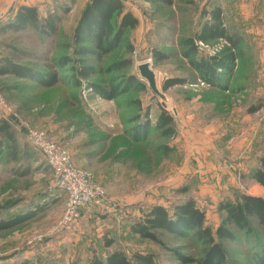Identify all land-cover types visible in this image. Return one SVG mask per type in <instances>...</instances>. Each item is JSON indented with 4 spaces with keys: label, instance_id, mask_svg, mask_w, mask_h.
<instances>
[{
    "label": "rangeland",
    "instance_id": "obj_1",
    "mask_svg": "<svg viewBox=\"0 0 264 264\" xmlns=\"http://www.w3.org/2000/svg\"><path fill=\"white\" fill-rule=\"evenodd\" d=\"M87 1L0 0V65L8 60L42 74L56 69L62 79L53 88H41L29 79L0 76V122L12 123L20 153L14 160L0 133V222L35 213L0 230V264L25 259L87 264L115 250L130 258L150 255L156 264H204V243L168 232H160L161 244L155 243L133 234L130 226L153 204L171 210L193 198L215 231L229 214L224 204L237 203L243 194L264 198V188L252 177L264 156V108L250 113L264 102V0H210L223 7L229 32L244 41V58L225 91L203 82L182 55V40L200 30L201 10L209 0H124L139 19L126 35L134 50L128 52L124 42L101 59L73 54V34ZM21 6L37 7L42 18L57 11L62 19L58 34L47 39L29 29L1 30ZM203 45V57L227 46L223 41ZM65 57L76 62L61 67ZM144 63L154 73L157 92L140 73ZM80 67L96 72L75 86L73 69ZM133 75L144 80L146 91L106 100L91 87L120 85ZM170 78L186 83L164 91ZM162 106L175 119L172 137H161L155 128ZM147 119L151 131L136 141ZM27 126L69 151L74 166L92 174L94 185L105 192L101 206L81 211L68 229L58 228L67 196L47 193L53 173L28 142ZM250 221V231L232 229L236 241L221 240L227 264H257L264 227L256 218Z\"/></svg>",
    "mask_w": 264,
    "mask_h": 264
},
{
    "label": "trees",
    "instance_id": "obj_2",
    "mask_svg": "<svg viewBox=\"0 0 264 264\" xmlns=\"http://www.w3.org/2000/svg\"><path fill=\"white\" fill-rule=\"evenodd\" d=\"M172 3V0H161ZM65 13L69 8H63ZM203 21L200 30L192 37L182 40L183 56L188 60L189 65L199 73L203 82L212 88L227 90L229 81L234 76L238 63L244 58L243 37L240 34L229 32L225 24L224 9L221 5H214L207 1L201 10ZM61 16L58 12L48 14L42 18L37 7L21 6L14 14L11 22L1 28L5 31H26L33 30L41 36L49 39L59 32ZM139 26L137 16L126 7L124 0H90L83 9L78 24L73 34V54L80 56H95L101 59L103 56L117 50L121 44L126 43L128 52H133L132 43L127 40V34ZM215 41H223L227 46L219 54L203 57L199 54L197 42L208 44ZM157 59L163 58L161 53L155 52ZM73 58L61 59L59 65L66 66ZM81 63V60H78ZM131 61L125 62L129 65ZM116 69L119 65L115 66ZM76 80L72 79L75 86H79V78L87 79L96 72L94 68L80 67L73 69ZM141 73V72H140ZM14 75L18 78H25L35 81L41 88H53L61 78L59 72L54 69L46 73H39L28 66L4 60L0 65V76ZM71 83V84H72ZM186 82L179 78L167 79L163 84V90L167 91L177 85H184ZM92 89L103 99L114 100L125 92L137 90L144 92L147 85L144 80L135 75L129 77L126 82L120 85L112 84L109 88H102L97 84H91ZM264 108V102L253 106L250 113H255ZM143 132L138 136L134 133L136 141L147 139L151 131V124L147 119ZM139 127V126H138ZM156 130L161 137L168 138L175 135V119L167 108H160ZM139 129H142L139 127ZM0 133L8 139L9 155L19 161V147L15 140L12 123L9 120L0 122ZM138 136V137H137ZM2 144L0 143V147ZM27 151V150H26ZM253 179L264 188V156L260 159V166L253 171ZM223 209L229 210V214L214 231L206 224V214L198 206L196 200L190 198L183 203L176 204L170 210L162 204L149 206L145 216L133 222L130 230L141 238L160 243V232H168L177 237H192L205 244L204 264H227L226 253L221 240L236 241L232 229L241 231L251 230V218H256L264 227V198L243 194L241 200L235 204H224ZM35 215L30 212L19 218L10 221L0 222V230L13 223H22ZM112 241H108L110 246ZM262 254L257 259V264H264V246ZM3 264H57L55 262L35 263L25 259L19 263L5 262ZM72 264H82L75 261ZM87 264H156L150 255L134 254L130 258L124 251L115 250L105 259L93 256Z\"/></svg>",
    "mask_w": 264,
    "mask_h": 264
},
{
    "label": "built area",
    "instance_id": "obj_3",
    "mask_svg": "<svg viewBox=\"0 0 264 264\" xmlns=\"http://www.w3.org/2000/svg\"><path fill=\"white\" fill-rule=\"evenodd\" d=\"M1 22L0 20V27ZM203 44L197 42L200 50L203 49ZM27 140L31 146L42 153L47 166L53 173L47 193L54 194L60 191L67 196V207L58 224L59 229L70 228L84 209L101 206L104 202V190L94 185L92 174L74 166L69 151L49 140L46 133L28 126Z\"/></svg>",
    "mask_w": 264,
    "mask_h": 264
},
{
    "label": "water",
    "instance_id": "obj_4",
    "mask_svg": "<svg viewBox=\"0 0 264 264\" xmlns=\"http://www.w3.org/2000/svg\"><path fill=\"white\" fill-rule=\"evenodd\" d=\"M139 70H140L142 76H143L145 79H147L150 88H151L154 92H157L154 73H153V71L150 69L149 64H148V63L141 64V65L139 66Z\"/></svg>",
    "mask_w": 264,
    "mask_h": 264
},
{
    "label": "crops",
    "instance_id": "obj_5",
    "mask_svg": "<svg viewBox=\"0 0 264 264\" xmlns=\"http://www.w3.org/2000/svg\"><path fill=\"white\" fill-rule=\"evenodd\" d=\"M61 1H66V0H61ZM78 1V0H77ZM90 0H88L87 2H89ZM86 3V2H85ZM79 4H80V0H79ZM77 6V5H76Z\"/></svg>",
    "mask_w": 264,
    "mask_h": 264
}]
</instances>
